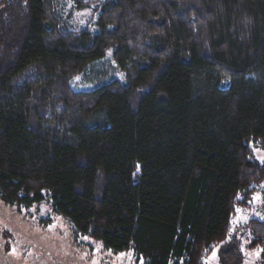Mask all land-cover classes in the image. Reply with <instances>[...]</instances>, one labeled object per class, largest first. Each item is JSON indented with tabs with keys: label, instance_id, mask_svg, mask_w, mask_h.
Returning <instances> with one entry per match:
<instances>
[{
	"label": "trees",
	"instance_id": "16d2710c",
	"mask_svg": "<svg viewBox=\"0 0 264 264\" xmlns=\"http://www.w3.org/2000/svg\"><path fill=\"white\" fill-rule=\"evenodd\" d=\"M57 1L0 0V200H47L143 264L217 247L241 264L231 221L264 183V0H102L96 31L65 28ZM108 58L122 79L73 88ZM248 228L264 248V221Z\"/></svg>",
	"mask_w": 264,
	"mask_h": 264
},
{
	"label": "rangeland",
	"instance_id": "374dc122",
	"mask_svg": "<svg viewBox=\"0 0 264 264\" xmlns=\"http://www.w3.org/2000/svg\"><path fill=\"white\" fill-rule=\"evenodd\" d=\"M84 1L89 5L84 9H77L69 0L57 1V11L65 28L77 31L89 27L96 31L93 11L102 0ZM110 64L108 58L87 75L75 78L73 88L89 90L109 78L122 79L123 75ZM253 152L263 163L264 151L253 147ZM255 188L249 205L236 210L228 237V241L234 238L240 243L241 264H264V248H248L252 240L248 223L252 219L264 221V183ZM0 264H143V260L137 259L132 251L114 253L99 242L77 234L65 218L52 212L47 200L31 208H17L0 200ZM204 264H220L218 247Z\"/></svg>",
	"mask_w": 264,
	"mask_h": 264
}]
</instances>
